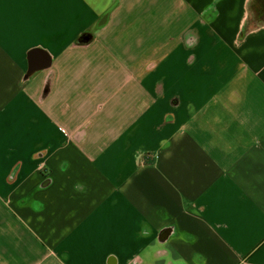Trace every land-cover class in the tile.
I'll return each instance as SVG.
<instances>
[{
	"label": "crops",
	"instance_id": "1",
	"mask_svg": "<svg viewBox=\"0 0 264 264\" xmlns=\"http://www.w3.org/2000/svg\"><path fill=\"white\" fill-rule=\"evenodd\" d=\"M254 0H0V264H264Z\"/></svg>",
	"mask_w": 264,
	"mask_h": 264
},
{
	"label": "rangeland",
	"instance_id": "2",
	"mask_svg": "<svg viewBox=\"0 0 264 264\" xmlns=\"http://www.w3.org/2000/svg\"><path fill=\"white\" fill-rule=\"evenodd\" d=\"M250 16V21L254 26H258L264 23V0H255L252 3Z\"/></svg>",
	"mask_w": 264,
	"mask_h": 264
},
{
	"label": "trees",
	"instance_id": "3",
	"mask_svg": "<svg viewBox=\"0 0 264 264\" xmlns=\"http://www.w3.org/2000/svg\"><path fill=\"white\" fill-rule=\"evenodd\" d=\"M254 1H255V0H254ZM254 1H253V2H254ZM251 5H252V3H251ZM250 10H251V6H250Z\"/></svg>",
	"mask_w": 264,
	"mask_h": 264
}]
</instances>
